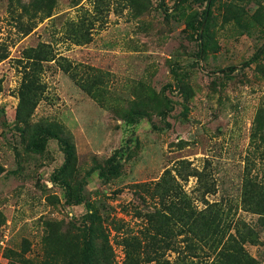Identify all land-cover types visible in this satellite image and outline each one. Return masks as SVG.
Instances as JSON below:
<instances>
[{
  "label": "rangeland",
  "instance_id": "1",
  "mask_svg": "<svg viewBox=\"0 0 264 264\" xmlns=\"http://www.w3.org/2000/svg\"><path fill=\"white\" fill-rule=\"evenodd\" d=\"M50 1L0 0V264H264V0Z\"/></svg>",
  "mask_w": 264,
  "mask_h": 264
},
{
  "label": "trees",
  "instance_id": "2",
  "mask_svg": "<svg viewBox=\"0 0 264 264\" xmlns=\"http://www.w3.org/2000/svg\"><path fill=\"white\" fill-rule=\"evenodd\" d=\"M40 1H41L40 3L42 4L41 5L42 8L40 10L41 13H42V15H44V17L50 16L51 9L47 5L51 1L50 0H40ZM44 1H46V4H44ZM50 135H52V134L50 133ZM261 138L264 140V137L263 136ZM59 142L61 143L60 144L61 150L64 153V163H63V165L61 166V168L58 171L59 172V175H61V174H64L66 172L67 166L70 163V160H71L73 151H72V148H71V146H70L69 143L67 144V142H64V144H63V141L61 139H59ZM98 169H99V175L101 177L106 176V172H104V168L103 167L98 166ZM110 169H111L112 172H115L116 171V166H111ZM61 185H62L64 191L68 195L67 201H69V203H72V204H80L83 201V196L81 195L80 192L77 194L76 199L75 200H72V195L70 196V191L72 192V189H71V186L67 182H62ZM202 194H203V192H202ZM241 194H242L243 197H245V198L247 197V199L248 198L251 199V198H254L255 197L256 191L253 192V189H248V192H247L246 189H245V190L242 191ZM260 195L262 196V198L264 200V188H263V191L260 193ZM184 202H186V199L184 200ZM261 206L262 207L257 208V209H258V211H261L260 212L261 214L262 213L264 214V204H262ZM187 208L188 207H186V209ZM182 209H184V208H182ZM257 209H253L252 211H256ZM169 211H170L169 216H171V217L177 216L178 218L179 217H183L184 218L185 216L187 217L186 214H189L190 213L189 211H187V212L186 211H181L176 206L175 207H171ZM203 212H206L207 214L206 215L203 214V215L200 216V214L203 213ZM197 213L196 214L194 213L192 215H196V217H200L201 219H203L205 221V223L203 224L205 227H207V226L209 228L210 227L211 228L213 227V223L214 222H212V221H213V219L215 217L214 210H211L207 206L206 208H203L202 210H198ZM190 215H191V213H190ZM248 232H250V231H248ZM83 262H84V264H92L91 257H89L86 254V257L83 258Z\"/></svg>",
  "mask_w": 264,
  "mask_h": 264
}]
</instances>
